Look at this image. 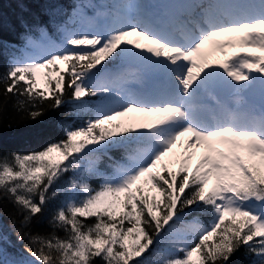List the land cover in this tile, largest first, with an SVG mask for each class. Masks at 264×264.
<instances>
[{"label":"snow or ice","instance_id":"snow-or-ice-1","mask_svg":"<svg viewBox=\"0 0 264 264\" xmlns=\"http://www.w3.org/2000/svg\"><path fill=\"white\" fill-rule=\"evenodd\" d=\"M18 21L0 111L82 122L0 151V264H264V0H49ZM131 112L155 119L113 123Z\"/></svg>","mask_w":264,"mask_h":264},{"label":"trees","instance_id":"trees-1","mask_svg":"<svg viewBox=\"0 0 264 264\" xmlns=\"http://www.w3.org/2000/svg\"><path fill=\"white\" fill-rule=\"evenodd\" d=\"M44 4V0H0V24L8 21L18 33L22 31L19 27L18 18L23 16L30 19L32 13L39 14L41 12ZM0 36L12 41L16 39V34L6 27L0 32ZM4 71L5 62L3 57H0V74ZM70 111V109L65 108L63 113L59 110L47 111L36 120L22 119L10 102L6 110L0 111V151L9 149L27 152L40 147L46 141L56 139L61 136L58 130L60 129L59 122L65 124L74 122L73 115H65ZM81 122V120H77L75 124ZM250 259V257L241 254L238 257V264H250Z\"/></svg>","mask_w":264,"mask_h":264},{"label":"rangeland","instance_id":"rangeland-1","mask_svg":"<svg viewBox=\"0 0 264 264\" xmlns=\"http://www.w3.org/2000/svg\"><path fill=\"white\" fill-rule=\"evenodd\" d=\"M136 37H131L132 40H135ZM60 67H64V65H61ZM55 78V77H53ZM40 80H41V87L44 86V74L41 73L40 74ZM152 118H155L154 116H148L145 115L143 113H137L136 115L133 114V112L131 114H127L125 117L120 118L117 121H114L113 123H119V122H123L126 125L132 126V127H141L145 124H148L152 121ZM105 127H109L111 128V125H105ZM80 139H83V137H81ZM181 151V149L178 147L177 149L174 150L173 154H170L169 157H166V161H174L176 159V153H179ZM200 151V150H199ZM199 151H198V155H199ZM54 157H58L59 154H53ZM198 158V157H197ZM195 163V160L193 161V164ZM178 167V165H175Z\"/></svg>","mask_w":264,"mask_h":264}]
</instances>
